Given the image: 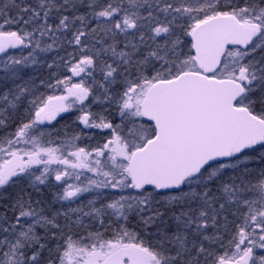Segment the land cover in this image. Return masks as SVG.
Segmentation results:
<instances>
[{
  "label": "snow or ice",
  "instance_id": "obj_1",
  "mask_svg": "<svg viewBox=\"0 0 264 264\" xmlns=\"http://www.w3.org/2000/svg\"><path fill=\"white\" fill-rule=\"evenodd\" d=\"M0 130V264H264V0H0Z\"/></svg>",
  "mask_w": 264,
  "mask_h": 264
},
{
  "label": "trees",
  "instance_id": "obj_2",
  "mask_svg": "<svg viewBox=\"0 0 264 264\" xmlns=\"http://www.w3.org/2000/svg\"><path fill=\"white\" fill-rule=\"evenodd\" d=\"M62 74H68L69 73H62ZM75 120V118L72 116V115H66L65 117L61 118L55 125L57 126H61V128H63L65 125H71L72 128H76L77 125L76 124H73V121ZM117 123L119 122L118 119L116 121ZM15 125H12V128H14ZM11 129H8L7 131H10ZM5 131L6 130H0V136H3L5 134ZM96 139H99L98 136H96ZM91 142H94L95 143V140L91 141ZM80 232L79 229H73V233H78Z\"/></svg>",
  "mask_w": 264,
  "mask_h": 264
},
{
  "label": "rangeland",
  "instance_id": "obj_3",
  "mask_svg": "<svg viewBox=\"0 0 264 264\" xmlns=\"http://www.w3.org/2000/svg\"><path fill=\"white\" fill-rule=\"evenodd\" d=\"M69 75H70V73H69ZM78 79H79V78L74 77V78H73V82H77ZM57 94H59V93H57ZM66 114H67V115H72V116L75 118L76 115H78V112H77L75 109H73L72 111H70L69 113H66ZM57 127H58V128H61V126H57ZM90 131L95 132V133H96V136H98L99 139H100V131H99V130H90ZM104 135H107V131H106V130H105V132H104ZM92 143H94V142H92ZM5 158H7L6 154H5L4 156H0V163H3V160H4Z\"/></svg>",
  "mask_w": 264,
  "mask_h": 264
},
{
  "label": "water",
  "instance_id": "obj_4",
  "mask_svg": "<svg viewBox=\"0 0 264 264\" xmlns=\"http://www.w3.org/2000/svg\"><path fill=\"white\" fill-rule=\"evenodd\" d=\"M10 51H12V50H10ZM65 114H66V113H62L61 116H58L57 119H56V121H57L58 119H60L62 116H64ZM54 122H55V121H53L52 123H54Z\"/></svg>",
  "mask_w": 264,
  "mask_h": 264
},
{
  "label": "flooded vegetation",
  "instance_id": "obj_5",
  "mask_svg": "<svg viewBox=\"0 0 264 264\" xmlns=\"http://www.w3.org/2000/svg\"><path fill=\"white\" fill-rule=\"evenodd\" d=\"M56 124V123H55Z\"/></svg>",
  "mask_w": 264,
  "mask_h": 264
}]
</instances>
